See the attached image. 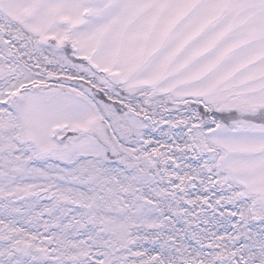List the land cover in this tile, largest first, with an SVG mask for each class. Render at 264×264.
<instances>
[{"label":"snow or ice","instance_id":"obj_1","mask_svg":"<svg viewBox=\"0 0 264 264\" xmlns=\"http://www.w3.org/2000/svg\"><path fill=\"white\" fill-rule=\"evenodd\" d=\"M0 264H264V0H0Z\"/></svg>","mask_w":264,"mask_h":264}]
</instances>
